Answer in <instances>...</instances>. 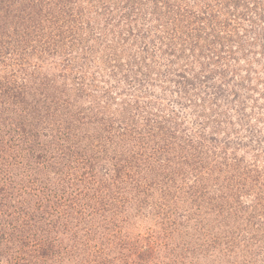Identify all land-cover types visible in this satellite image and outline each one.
Segmentation results:
<instances>
[{
	"label": "trees",
	"instance_id": "obj_1",
	"mask_svg": "<svg viewBox=\"0 0 264 264\" xmlns=\"http://www.w3.org/2000/svg\"><path fill=\"white\" fill-rule=\"evenodd\" d=\"M262 57L264 0H0V264H264Z\"/></svg>",
	"mask_w": 264,
	"mask_h": 264
},
{
	"label": "rangeland",
	"instance_id": "obj_2",
	"mask_svg": "<svg viewBox=\"0 0 264 264\" xmlns=\"http://www.w3.org/2000/svg\"><path fill=\"white\" fill-rule=\"evenodd\" d=\"M230 58V57H228ZM253 60L257 61L260 60V57L256 54L252 56ZM262 64H257L255 62H251L250 65L253 69H249V76L245 72V70H248V67L246 64L241 63L240 66L236 64L230 65V67L227 68V71L234 72V70L238 72H244L242 75L247 76L246 77V83L243 86H240V92L243 96H240L238 98L237 103L242 101L245 97L248 98V109L246 112L251 115L252 119L248 121L246 125H242L239 121V116L236 114H233L231 111V105L227 104L226 101L219 102L221 109L226 110L225 113H228V115L231 117L228 119L227 125H224L217 133V139L218 144L220 148H223L222 143L226 141V139H230L231 142H234L235 145L243 146L246 145L249 148H258V146H255L256 144L251 139L250 131L254 128L261 127V134L264 136V133L262 132V128L264 130V108L261 110L260 107L264 104V57H262ZM240 68V71H237V69ZM242 70V71H241ZM207 71L205 72V74ZM208 74V73H207ZM240 78V77H239ZM238 78V83L241 82V79ZM219 81V79H217ZM195 93H198V91H191V103L188 101L187 105H189L188 108V114L187 116V125L191 127V122L197 120L198 118H202L204 120H207L205 117H201L200 114H202V106L201 104L207 106V108H211L212 99L205 98L201 94H199V97H195ZM168 99H164L165 103H168L170 100L171 103L168 104L169 108H178L177 104L173 103L175 99V96H172L170 94L167 95ZM250 98V99H249ZM263 99V101L261 100ZM252 104H254L255 107H252ZM213 108V107H212ZM254 108V109H253ZM253 109L254 111H251ZM214 128H216L215 125L212 127H209L208 129L210 131H214ZM228 143V141H227ZM228 154H231V157L234 158L238 153L239 156L237 157V160H241L240 155L242 154L240 151H235L233 149L228 150ZM237 163V162H236ZM245 229V228H244ZM243 229V230H244ZM248 234V233H246ZM255 234V233H253ZM261 243L263 241H260ZM259 264V263H257ZM260 264H263L262 262Z\"/></svg>",
	"mask_w": 264,
	"mask_h": 264
}]
</instances>
